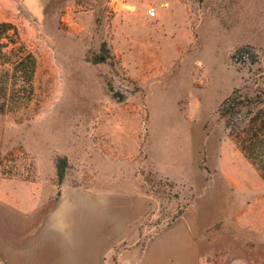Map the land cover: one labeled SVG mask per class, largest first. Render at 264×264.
I'll return each mask as SVG.
<instances>
[{
	"label": "rangeland",
	"instance_id": "1",
	"mask_svg": "<svg viewBox=\"0 0 264 264\" xmlns=\"http://www.w3.org/2000/svg\"><path fill=\"white\" fill-rule=\"evenodd\" d=\"M0 22L36 62L21 88L0 60V183L140 194L144 238L194 225L209 264L253 242L264 181L219 108L264 101V0H0Z\"/></svg>",
	"mask_w": 264,
	"mask_h": 264
},
{
	"label": "crops",
	"instance_id": "2",
	"mask_svg": "<svg viewBox=\"0 0 264 264\" xmlns=\"http://www.w3.org/2000/svg\"><path fill=\"white\" fill-rule=\"evenodd\" d=\"M13 1L28 10H39L50 0ZM147 210V199L137 193L73 186L56 189L50 183L2 180L0 262L209 264L210 242L204 236L200 238L199 227L180 223L144 238L140 222ZM248 219L238 222V229L239 225L247 226L241 227L238 235H245L249 229L253 242L249 245L241 236L234 253L222 256L228 264H263L264 224L257 216Z\"/></svg>",
	"mask_w": 264,
	"mask_h": 264
},
{
	"label": "trees",
	"instance_id": "3",
	"mask_svg": "<svg viewBox=\"0 0 264 264\" xmlns=\"http://www.w3.org/2000/svg\"><path fill=\"white\" fill-rule=\"evenodd\" d=\"M0 60L7 67L5 75L11 72L21 88L30 86L35 58L18 42L16 27L8 22H0ZM243 98L239 91L232 92L221 103L219 115L238 150L264 181V101L260 97L256 101ZM58 175L62 178L61 169Z\"/></svg>",
	"mask_w": 264,
	"mask_h": 264
},
{
	"label": "built area",
	"instance_id": "4",
	"mask_svg": "<svg viewBox=\"0 0 264 264\" xmlns=\"http://www.w3.org/2000/svg\"><path fill=\"white\" fill-rule=\"evenodd\" d=\"M148 14H149L150 17H155L156 12H155V10L153 8H151V9L148 10Z\"/></svg>",
	"mask_w": 264,
	"mask_h": 264
}]
</instances>
